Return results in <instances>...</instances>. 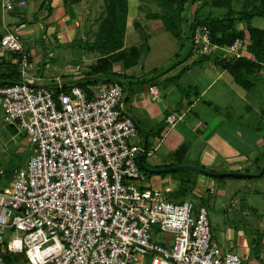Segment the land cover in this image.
<instances>
[{
  "label": "built area",
  "instance_id": "1",
  "mask_svg": "<svg viewBox=\"0 0 264 264\" xmlns=\"http://www.w3.org/2000/svg\"><path fill=\"white\" fill-rule=\"evenodd\" d=\"M24 5L0 0L7 11ZM190 44L197 57L221 47L204 24ZM241 47L237 39L221 49L240 57ZM0 50L15 55L20 77L0 85L3 121L24 132L32 149L0 191V253H21L23 264H243L239 252L213 239L205 205L139 187L137 156L151 151L131 141L137 125L122 111V82L98 81L89 95L56 77L51 89L38 83L51 53L40 65L17 29H6ZM148 91L157 98L156 86ZM178 119L167 116L171 125ZM0 264H9L1 254Z\"/></svg>",
  "mask_w": 264,
  "mask_h": 264
},
{
  "label": "crops",
  "instance_id": "2",
  "mask_svg": "<svg viewBox=\"0 0 264 264\" xmlns=\"http://www.w3.org/2000/svg\"><path fill=\"white\" fill-rule=\"evenodd\" d=\"M86 1L88 0H82L72 7L83 6ZM141 2L147 4V1L144 0H128L124 40L129 34L134 33L133 26L143 27L139 23L141 21H145V23L147 21L149 27L153 29L148 35L160 32L157 29L161 28L159 21L162 23V20L158 15L163 13L162 9L144 12ZM48 5L50 10L44 4L42 5V0H25L24 6L15 7L11 11L3 10L0 7V37L6 29L13 31L17 29L21 41H23L28 37L34 38L41 30L45 38L46 35H49L52 40L61 44H69L74 32L73 29L68 30V27L74 28V23L77 20L75 18L71 22L66 20L64 17L66 9H64L62 0H50ZM29 6L30 9L27 10ZM193 6L195 5H191L190 2L184 4L182 17L186 16L188 22L194 18ZM86 11L89 12V8H86ZM163 27L165 28L164 24ZM184 27L185 24L182 25V30ZM235 27L243 33V37L240 39L242 56L253 58L247 50L249 37L244 25L237 22ZM257 27L264 29L260 25ZM165 30L167 29L165 28ZM124 40L123 46L126 47L128 45ZM177 40H179V49H181L185 45L182 35ZM22 44L31 57L38 60L41 65L45 57L43 45L36 43L34 47H30L24 42ZM186 48L185 56L181 58H179L178 51L173 53V56L179 59L165 70L158 71L157 66L151 64L146 66V71H144V65H141V70L136 69L141 57L137 65L126 70L118 65L115 66L116 73L120 76L123 75L128 81V83L122 81L124 86L122 111L132 116L137 125L136 135L131 141L151 151L150 155L143 154L141 158L143 157L142 162L145 165L153 169L175 165H194L216 173L239 171L238 168L233 167L235 165L241 167V161L247 162L249 159L248 152L242 151H249V154L250 150L255 148L264 151V94L255 93V95L249 96L254 83L251 87L244 88L235 82L227 70L222 69L212 60H199L200 58L193 54L190 39H188ZM146 50H151L148 43ZM211 55L219 58L231 57L221 47ZM14 57L15 55L10 51L0 50V78L6 77L12 66L16 67ZM82 66L77 71L73 69L69 73L56 74L49 70L51 67L49 65L48 68H42L38 72V75L41 76L38 83L54 89L56 77H60L66 84H70L72 81L86 80L91 76L85 64ZM152 72L155 73L154 76L150 75ZM147 75H150L148 79L145 78ZM258 75L264 79V64L258 66L252 77ZM150 85L157 87L158 96L155 99L148 91ZM93 86L94 84H90L85 87L89 95L92 94ZM1 109L0 107V121L4 124ZM171 114L179 116V119L172 125L167 120V116ZM8 125L11 149L18 152L21 150V146L31 148L26 135L14 124ZM18 133L23 134L19 140L16 138ZM181 146H184L185 149L177 159L174 157V153ZM1 147L2 143L0 142V149ZM29 156L30 154L26 156L23 164L12 172H6L0 168L3 170L0 181L2 178L5 181L0 186V191L10 185L16 170L25 165ZM259 160V156L253 155L256 165ZM148 176L145 174L144 179L138 182L140 188L156 187L158 189L161 186L164 192L169 194L178 188L179 180L177 178L169 179L159 175L147 178ZM193 179L195 184L191 193L195 196L194 204H198L200 198L205 200L204 196L212 184V179L211 176L204 173L193 175ZM212 237L222 249L239 252L244 261L249 252L248 247L246 248L244 235L239 236L235 242L237 246L232 244L234 238L230 232L221 233L219 237H215L212 233ZM235 247H239V249H235ZM252 264H264V262L255 261Z\"/></svg>",
  "mask_w": 264,
  "mask_h": 264
},
{
  "label": "rangeland",
  "instance_id": "3",
  "mask_svg": "<svg viewBox=\"0 0 264 264\" xmlns=\"http://www.w3.org/2000/svg\"><path fill=\"white\" fill-rule=\"evenodd\" d=\"M144 1H147V4L141 2V8L145 10L144 12L155 11L157 9L161 10V7L158 6V3L155 1ZM257 1L258 0H231L230 5L234 10H241L248 4ZM190 3L191 5H195L193 6L194 15H196L195 9H199L197 14L199 17L206 16L207 14L221 16L226 11V8L218 7L215 4V0H196ZM72 6L73 5H70L64 8L66 9L64 17L68 22H71L74 18L77 20L76 23H74V28L68 27V30L73 29L72 31L74 32L71 35L69 44H61L56 40H52L49 35H46L45 38L41 30L37 32L38 35L34 38L28 37L22 41V43L24 42V44L30 47H34L36 43L42 44L45 57L48 53L52 54L49 59L51 66L49 70L56 74H61L63 72L69 73L73 71L76 66H79L80 70L81 66L84 64L90 72V65L95 63L100 56L99 51L95 49L90 50L88 46L92 44L99 31L100 22L107 13L106 6L103 4L102 0H88L83 3V6L75 8ZM85 7L89 8V12L86 11ZM29 9L30 6L27 7V10ZM36 17L38 18V15H36ZM159 22L161 25V28L157 29L160 30L159 33H151L148 35L153 29L149 27L147 21L146 23L145 21H141L139 23H141L143 27L138 28L137 25L133 26L135 29L134 33L129 34V32L125 40L123 39L128 45L125 47L126 49L131 46H136L140 49L141 61L136 69L141 70V65H144V71H146V66L151 64L157 66L158 71L165 70L179 58L185 56L184 54L187 51L186 47L188 45V39L185 38L187 33L181 34L185 45L179 49V40L172 36L169 31L165 30L161 21ZM251 24L256 27L260 25L264 28V19L261 17H254L251 20ZM185 29L184 27L183 31H185ZM147 43L151 48L150 51L146 50ZM175 51L179 52V58L173 56ZM116 65L121 67L119 61L112 60L111 71L116 72L114 70ZM150 75L154 76L155 73L152 72ZM150 75H147L145 78L148 79ZM119 78L124 83H128L127 78H124L123 75L119 76ZM251 79L254 83V87L250 90L248 95H255V93L264 94V79H262L261 75L253 76ZM1 126L3 128H0V142L2 143L0 149V168L6 172H12L23 164L26 156L32 153V149L28 146H21V150L14 152L11 149V141L9 139V125L6 123L3 124V122L0 121V127ZM23 134L25 135L24 132ZM23 134L18 133L16 135L17 140L21 139ZM242 152H248L249 159L247 162L241 161V167H236L237 165H235L233 168H238L239 171H234L232 173L255 176L232 178L211 177L212 184L205 193L204 198L206 201L204 205L208 212L211 230L214 236L219 237L221 233L227 234V232H230L234 238L232 244L237 246L235 242L238 240L239 236L244 235L246 238V248L248 247L249 252L243 264H252L255 261H261L262 263V261L264 262V171L262 173L261 171L264 166V151L255 148L250 150V154L249 151ZM253 155H256V157L259 156L260 160L257 165L253 161ZM176 171L177 172L174 173H171V171L164 172L167 173L165 175H161V173H149L150 175L147 178L159 175L160 177H167L169 179L177 178L179 180V177L184 176V172ZM142 172L144 175L148 173L144 170H142ZM200 174L199 172L193 173V175ZM3 183H5V181L2 178L0 186ZM158 189L163 192L167 200L172 202L180 201L174 200L168 192H164L163 187L161 188L160 186ZM189 195L190 197L185 199H189L195 203V196L192 193ZM232 200L234 201V205L231 203ZM237 248L239 249V247H235V249ZM23 262L24 260L19 259V262L16 264H22Z\"/></svg>",
  "mask_w": 264,
  "mask_h": 264
},
{
  "label": "trees",
  "instance_id": "4",
  "mask_svg": "<svg viewBox=\"0 0 264 264\" xmlns=\"http://www.w3.org/2000/svg\"><path fill=\"white\" fill-rule=\"evenodd\" d=\"M64 8L70 5L77 4L82 0H62ZM103 4L107 8V13L100 22L99 31L92 42L88 46L90 50L95 49L99 51L100 56L97 61L90 65L89 75L91 77L86 80L72 81L70 84H63V87L67 89L72 85L79 86L86 89V85L94 84L98 81H110L112 79L119 80L120 74L111 71L112 60L119 61L121 67L126 70L138 64L141 52L136 46H131L126 49L123 46V39L126 30V18L128 13V0H102ZM161 7L163 13L158 16L161 18L165 28L175 37L179 38L183 32L185 37L191 39L193 29L199 24L206 25L210 30L211 41L218 46L226 47L234 43L235 40L241 39L243 33L238 31L235 27L237 22H241L244 25V29L248 33L249 43L247 44V50L250 56L253 58H247L245 56L229 58L215 57L212 55L199 56V60H212L216 65L222 69L227 70L239 85L244 88L252 86L253 81L251 79L253 72L258 68L260 64H264V29L255 27L251 24V20L254 17H261L264 19V0H258L257 2L248 4L241 10H234L230 5L231 0H215V4L220 8H226V11L221 16L210 15L199 17L197 16L199 9H195L194 18L191 21H187L186 16L182 17L184 10V4L188 2H195L196 0H153ZM50 0H42L48 10ZM185 24V31L182 30V25ZM187 31V32H186ZM93 76V77H92ZM20 79L19 73L15 66H12L6 77L0 78V85H7L17 82ZM185 147L181 146L174 153V157L179 159L184 151ZM143 161V157L141 158ZM202 168V167H201ZM184 172V176L179 177L178 188L169 195L175 200H183L189 197L192 188L195 184L192 178L193 173L199 171L196 170H178ZM177 172L171 171V173ZM203 174L202 172H199ZM150 175L149 173H145ZM167 173H161L165 175ZM225 178V177H221ZM232 178V177H228ZM206 200L200 198L198 204L204 205ZM4 260L9 264H16L19 259L24 260V255L13 254L10 252L0 253Z\"/></svg>",
  "mask_w": 264,
  "mask_h": 264
},
{
  "label": "water",
  "instance_id": "5",
  "mask_svg": "<svg viewBox=\"0 0 264 264\" xmlns=\"http://www.w3.org/2000/svg\"><path fill=\"white\" fill-rule=\"evenodd\" d=\"M137 162L142 170L148 173H153V174H160V173L175 171V170H196V171L202 172L211 177H252V176H255V175L232 173V172L216 173V172H212V171H209V170H206L204 168L194 166V165H175V166H170V167L153 169V168L148 167L142 162L140 154L137 156ZM263 171H264V166L262 167L261 173Z\"/></svg>",
  "mask_w": 264,
  "mask_h": 264
}]
</instances>
